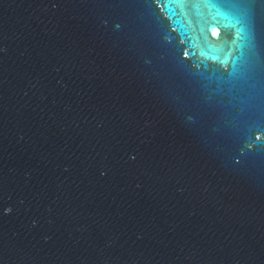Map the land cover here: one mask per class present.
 I'll return each mask as SVG.
<instances>
[{
    "label": "water",
    "instance_id": "water-1",
    "mask_svg": "<svg viewBox=\"0 0 264 264\" xmlns=\"http://www.w3.org/2000/svg\"><path fill=\"white\" fill-rule=\"evenodd\" d=\"M0 264H264V0H0Z\"/></svg>",
    "mask_w": 264,
    "mask_h": 264
}]
</instances>
